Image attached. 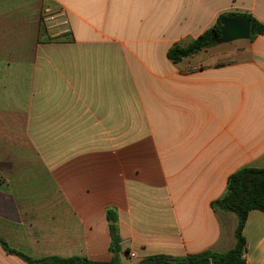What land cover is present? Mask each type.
<instances>
[{
  "label": "crops",
  "instance_id": "0c3cea01",
  "mask_svg": "<svg viewBox=\"0 0 264 264\" xmlns=\"http://www.w3.org/2000/svg\"><path fill=\"white\" fill-rule=\"evenodd\" d=\"M264 0H0V239L32 260L183 259L235 245L211 202L264 168V36L167 52ZM245 264H264L248 212ZM128 252L135 254L129 259ZM0 264H28L0 245Z\"/></svg>",
  "mask_w": 264,
  "mask_h": 264
},
{
  "label": "trees",
  "instance_id": "16d2710c",
  "mask_svg": "<svg viewBox=\"0 0 264 264\" xmlns=\"http://www.w3.org/2000/svg\"><path fill=\"white\" fill-rule=\"evenodd\" d=\"M224 19H246L250 21V37L253 41L257 36H264V24L258 22L252 15L247 13L221 14L213 27L204 31L196 39L186 43H176L167 52L170 62L177 64L183 59L200 51L216 45L214 38L220 37L221 21ZM210 207L215 212L231 213L237 218L235 229L236 242L232 249L224 253L204 251L195 255L186 256L183 259H169L166 257H151L140 264H153L158 261L169 263H194L199 260L209 259L212 264H245L243 258L245 252V240L242 236V228L251 210H258L264 214V168H242L231 174L226 182V191L222 197L211 202ZM109 220V232L111 235L110 251L113 254L109 262H91L84 258H47L32 260L8 246L0 239L2 249L8 254H14L28 264H120L118 253L120 251L119 238L114 225L113 213H107Z\"/></svg>",
  "mask_w": 264,
  "mask_h": 264
},
{
  "label": "water",
  "instance_id": "95a60500",
  "mask_svg": "<svg viewBox=\"0 0 264 264\" xmlns=\"http://www.w3.org/2000/svg\"><path fill=\"white\" fill-rule=\"evenodd\" d=\"M250 21L246 19H224L221 21L220 37L214 38L216 44H228L234 41L249 40ZM153 264H172L166 261H158ZM188 264V263H175ZM191 264H212L209 259L199 260Z\"/></svg>",
  "mask_w": 264,
  "mask_h": 264
},
{
  "label": "rangeland",
  "instance_id": "374dc122",
  "mask_svg": "<svg viewBox=\"0 0 264 264\" xmlns=\"http://www.w3.org/2000/svg\"><path fill=\"white\" fill-rule=\"evenodd\" d=\"M243 42L241 41H234L232 43H228V44H219L221 47H239V45H242ZM218 45V44H216ZM215 46V45H214ZM136 261H129L128 259H123L122 264H135ZM175 264V263H172Z\"/></svg>",
  "mask_w": 264,
  "mask_h": 264
},
{
  "label": "built area",
  "instance_id": "2783aa9c",
  "mask_svg": "<svg viewBox=\"0 0 264 264\" xmlns=\"http://www.w3.org/2000/svg\"><path fill=\"white\" fill-rule=\"evenodd\" d=\"M127 256L129 257V259H134L135 258V254L133 252H128Z\"/></svg>",
  "mask_w": 264,
  "mask_h": 264
}]
</instances>
